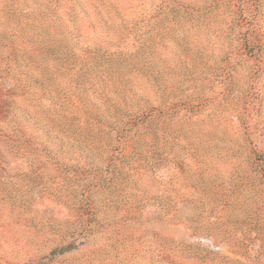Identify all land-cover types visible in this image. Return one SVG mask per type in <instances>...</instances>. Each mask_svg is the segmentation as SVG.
Instances as JSON below:
<instances>
[{
    "label": "rangeland",
    "instance_id": "obj_1",
    "mask_svg": "<svg viewBox=\"0 0 264 264\" xmlns=\"http://www.w3.org/2000/svg\"><path fill=\"white\" fill-rule=\"evenodd\" d=\"M174 4L0 0V264H264V0Z\"/></svg>",
    "mask_w": 264,
    "mask_h": 264
},
{
    "label": "trees",
    "instance_id": "obj_2",
    "mask_svg": "<svg viewBox=\"0 0 264 264\" xmlns=\"http://www.w3.org/2000/svg\"><path fill=\"white\" fill-rule=\"evenodd\" d=\"M171 2H174L176 4V2H178V0H171ZM174 4V5H175ZM178 6H181V4H178ZM138 48L137 44H133V48ZM182 103V102H179ZM153 107H150L149 109H140V110H136L133 112V114L128 113V115L126 116V125L130 124L131 128H143L145 130V134L147 137V141L143 144V149L138 152L136 155L133 156V158L129 159L127 161V163L125 164L124 168H123V174L125 176V178L129 175L132 174V172H138V174L140 175H145L146 172L150 171H154V162H153V158H154V153H153V149L154 147V135L157 136V133L155 131V122H156V118L154 117L155 113L153 111ZM163 115H165L164 113L160 112V115L158 114V116L162 117ZM163 122H162V130H161V134H160V138L164 139L166 138V128L164 126V118ZM128 128H126L127 130ZM124 129H122V131L120 132V137L122 138V142L124 145H126L127 140H126V136H125V132ZM164 146V144L162 143L161 147ZM133 159V160H132ZM126 170V171H125Z\"/></svg>",
    "mask_w": 264,
    "mask_h": 264
}]
</instances>
